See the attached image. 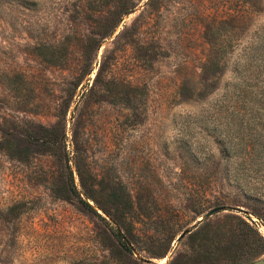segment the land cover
Here are the masks:
<instances>
[{
  "label": "rangeland",
  "instance_id": "374dc122",
  "mask_svg": "<svg viewBox=\"0 0 264 264\" xmlns=\"http://www.w3.org/2000/svg\"><path fill=\"white\" fill-rule=\"evenodd\" d=\"M24 4L0 0V139L27 148L20 158L0 150V264H248L263 257L256 249L264 238L246 219L264 222V110L217 107L208 92L225 87L236 66L247 64L252 76L264 59L251 49L264 35V0ZM38 40L62 43L64 64L41 62L30 49ZM216 49L223 71L213 77L202 68ZM183 81L200 82L205 97L185 98ZM40 126L58 137L50 150L34 141ZM237 126L242 135H234ZM254 132L258 145L244 149ZM74 163L106 206H113L112 188L127 192L125 220L114 222L82 192L96 213L66 193V164L81 190ZM216 206L225 208L205 216ZM236 216L255 231L248 235L255 249L242 245L232 255L239 240L225 232ZM221 240L229 246L224 256L217 255Z\"/></svg>",
  "mask_w": 264,
  "mask_h": 264
},
{
  "label": "trees",
  "instance_id": "16d2710c",
  "mask_svg": "<svg viewBox=\"0 0 264 264\" xmlns=\"http://www.w3.org/2000/svg\"><path fill=\"white\" fill-rule=\"evenodd\" d=\"M7 1V0H5ZM20 5L24 6L25 0H19ZM129 11V8H125L121 10V14H125ZM120 14V15H121ZM115 27V22L112 25ZM108 32H104L103 36L108 35ZM102 37V36H101ZM31 52L43 63L49 66H62L66 60V47L63 46L60 42H54V41H41L38 40V42H35L30 47ZM253 52H256L257 50H263L264 51V35L261 37V39L258 41L255 47H251ZM221 50V49H220ZM220 50H217L214 52L212 58L207 61V63L203 66V71H210L215 77V74H217L219 71H223L220 66L219 57H220ZM264 53V52H262ZM262 57H264L263 54H260ZM247 68L250 69V66L247 67V64H243L241 66H236L234 70L233 76L230 78L229 81L226 82V86L220 89L218 86H213L210 88V91L208 92V95L211 97H214V102L212 105H215L217 107H222L224 109L230 108V110L238 111L241 109H248V110H258L262 109L264 110V75L263 78H259L260 73H264V59H261L260 64H256L250 72L253 73L252 76L250 74H246ZM7 82H14V74H7ZM13 77V78H12ZM201 87L202 84L198 82V85L192 83L191 81H183L181 86L179 87V93L182 94L185 98L188 100L195 98L196 96L202 94L205 97V94L201 93ZM126 95V93H125ZM121 103L124 105H130L131 100L128 97H125L124 99L120 98ZM253 121V120H252ZM239 120H236L235 123L237 124ZM241 122V121H240ZM249 129L252 131L251 127ZM241 129L239 126H237L236 130L234 131V135H242V132H240ZM226 135V134H225ZM258 132H254L252 134L253 142L249 145L244 144V149L250 150L256 147L258 142H256V137L259 136ZM34 141H37V144L43 147L44 150H50L54 147L55 144H57L58 137L56 134H53L51 132V128L40 126V131L38 135L34 138ZM23 140V139H22ZM226 143V142H224ZM222 143L224 145V148L228 147H234L236 146L237 149H241V144L235 145V144H226ZM0 150L4 151L7 155L10 157L20 158L27 155V148H20L17 144L16 139L14 138H2L0 139ZM247 151V150H246ZM242 162V161H240ZM241 164V163H239ZM65 174H66V193L68 194H74L78 197L79 201L89 210L93 211L95 210L86 202V200L80 198L79 193L82 192L86 198H89L96 206L101 208L104 212H106L111 219L118 223L119 220H125L124 213H126V210L131 208V199L130 196L125 192L124 190H115V188H112L110 192L106 193L109 201L113 206H106L104 202L98 201L92 194V192L89 190V188L84 184L82 179V174L80 171V167L77 163H74V169L75 173L77 174L79 186L81 190H77L76 185L73 180L72 170L70 167L66 164L65 166ZM115 209L117 211V217L115 218ZM126 215V214H125ZM229 228L226 230L225 233L228 234L229 238L232 240L236 238V240H239L238 243L232 242V245L234 247L238 246V248H234L232 251V255H234L242 245L247 246L248 249H255V246H252L253 240L248 239V235L255 234V229L251 228L244 220L241 218H237L236 220H229ZM206 224L199 225V232L204 228ZM115 234L118 238V240L122 243L124 246V243L121 240V236L119 232L115 233V228H113L112 236L115 239ZM234 237V238H233ZM222 240L220 241V245L217 246L219 252L217 255L224 256L228 253L229 250H225L226 248H229L227 245L221 244ZM125 248V246H124ZM225 250V251H224ZM256 252H264V240H261L260 246H258V249H256ZM254 252V253H256ZM218 256V257H219ZM250 262V261H249ZM248 262V263H249Z\"/></svg>",
  "mask_w": 264,
  "mask_h": 264
},
{
  "label": "water",
  "instance_id": "95a60500",
  "mask_svg": "<svg viewBox=\"0 0 264 264\" xmlns=\"http://www.w3.org/2000/svg\"><path fill=\"white\" fill-rule=\"evenodd\" d=\"M225 206H216V207H213L211 209H209L206 213H205V216H208L209 214L213 213V212H216L218 210H221V209H224ZM235 209H238L237 207H235ZM195 226V225H194ZM188 231V229L182 231L180 234H179V238L183 236V234ZM248 264H264V256L263 257H259V258H256V259H253L251 260Z\"/></svg>",
  "mask_w": 264,
  "mask_h": 264
},
{
  "label": "built area",
  "instance_id": "2783aa9c",
  "mask_svg": "<svg viewBox=\"0 0 264 264\" xmlns=\"http://www.w3.org/2000/svg\"><path fill=\"white\" fill-rule=\"evenodd\" d=\"M246 220L264 238V222L256 217H249Z\"/></svg>",
  "mask_w": 264,
  "mask_h": 264
}]
</instances>
